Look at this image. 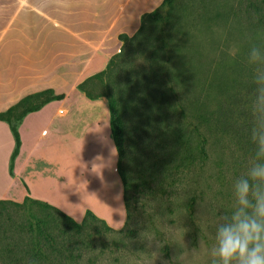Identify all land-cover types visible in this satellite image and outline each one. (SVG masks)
Returning <instances> with one entry per match:
<instances>
[{"label":"rangeland","instance_id":"obj_1","mask_svg":"<svg viewBox=\"0 0 264 264\" xmlns=\"http://www.w3.org/2000/svg\"><path fill=\"white\" fill-rule=\"evenodd\" d=\"M225 1L233 5L229 7L241 9L244 17L219 18L210 29L204 27L195 34L184 29L175 39L181 48V66L180 72L175 67L171 71L184 80L187 99L183 103L189 108L205 102L207 84L214 75L223 87L211 92L217 96L213 105L231 103L229 96L238 89H228V84L241 85L234 80L253 82L256 66L249 64L248 53L254 33L245 16L253 11L249 1L240 5L238 0H177V9L180 15L189 13L185 6L200 13L203 6L214 9ZM156 35L153 32L149 41L141 36L131 45L132 54L126 56L122 69L113 68L111 78L90 84L98 92L116 94L124 115L128 153L123 166L130 178L128 220L124 227L111 231L101 221H90L80 232L67 230L66 249L76 258L64 256L50 264H211L216 227L234 209V182L246 175L254 155H244L230 135L207 130L208 160L184 162L185 149L196 151L193 124L197 120L179 115L173 98L170 106H159L160 92L168 84L163 69L150 56ZM231 49L237 50L235 56L229 55ZM192 198L193 222L189 214ZM32 212L40 218L50 215L56 220L53 224L63 228L58 211L33 207Z\"/></svg>","mask_w":264,"mask_h":264},{"label":"crops","instance_id":"obj_2","mask_svg":"<svg viewBox=\"0 0 264 264\" xmlns=\"http://www.w3.org/2000/svg\"><path fill=\"white\" fill-rule=\"evenodd\" d=\"M164 0H0V113L27 95L63 94L19 122L0 120V199L47 202L82 222L128 220L108 98L79 84L105 70Z\"/></svg>","mask_w":264,"mask_h":264},{"label":"trees","instance_id":"obj_3","mask_svg":"<svg viewBox=\"0 0 264 264\" xmlns=\"http://www.w3.org/2000/svg\"><path fill=\"white\" fill-rule=\"evenodd\" d=\"M245 0H238L241 5ZM253 7V11L247 12V18L251 20L250 26H253L254 41L251 43L264 46V0H246ZM186 4V3H185ZM261 4L263 6H261ZM228 1L223 2L222 5L214 6V9L202 7L200 13H192L189 8V13L180 15L177 9V0H164L163 3L153 12L148 13L143 18L142 27L137 34L131 38L122 36L125 41L122 49L118 54L112 57L107 68L83 81L79 84V89L82 90L89 99H97L101 96L108 98L109 108L111 113V129L114 142L119 153L118 169L124 183L125 201L128 210L129 207V191L130 183L129 177L123 166V160L128 153V135L124 121V115L119 107V98L112 91L98 92L95 90V85H91L96 80H103L112 77L113 68L122 69L126 62V56H131L133 45L141 36V40H150V35L157 32L155 40L152 42V56L153 62L158 67L163 69V74L167 76V88L160 92L158 97L159 106L166 103L170 106L171 98L174 99L175 110L179 115L187 117L192 115L197 123L193 124L195 133L196 151L185 149L183 153L184 162L189 165L197 161L204 163L209 158L207 148L208 137L205 131L228 134L235 141L239 150L247 156L255 154L253 143L251 142V128L253 126V116L251 112V104L255 95V85L248 80H234L241 85L230 87L228 89L237 88V93L229 96L231 103L228 105L211 103L216 100L217 96L211 92L217 88H222V82L219 81L217 75H214L207 84L208 94L205 96L204 103H197L195 107H187L183 102L186 101L187 96L183 87V79L172 74V67H175L180 72L181 59L179 55L181 48L175 39L178 34L185 29L186 33H197L202 28H211V23L219 20L222 17L233 16L237 18L244 17L241 9H235ZM223 7V8H222ZM218 8V9H217ZM214 12V13H213ZM180 16H177V15ZM252 20H255L252 25ZM243 28L242 32H244ZM178 56L175 58L176 54ZM147 68V65L142 68ZM151 67V65H150ZM152 69V68H151ZM171 73V76L169 75ZM157 76V75H156ZM113 79V78H112ZM150 82V79L146 80ZM112 85L115 87L117 82L113 79ZM243 88V90H239ZM63 94H55L53 89H47L41 92H36L22 98L17 104L10 107L7 111L0 113V120L7 121L16 140V146L11 156V166L13 167L15 158L17 157L21 140L18 131L19 122L30 112L39 110L42 106L52 100H62ZM200 98H197L199 101ZM208 100V102H207ZM147 109V108H146ZM153 108H150L152 110ZM178 145H181L179 139L176 140ZM131 199V198H130ZM195 198H192L189 204L190 220L193 222L194 218ZM33 207H40L43 209H53L59 213V223L54 225L56 221L50 215L44 218L36 216L32 210ZM129 217V212H128ZM90 221H101L106 224V230L111 231L112 228L103 220H100L96 215L88 211L85 219L79 223L72 217L63 213L56 207L47 202L33 199L27 196L23 202H16L13 200L0 199V264H44L58 262L61 259L67 258L74 260L76 256L68 249H66V234L67 230H76L80 232L84 226ZM101 230L98 229L99 233Z\"/></svg>","mask_w":264,"mask_h":264},{"label":"clouds","instance_id":"obj_4","mask_svg":"<svg viewBox=\"0 0 264 264\" xmlns=\"http://www.w3.org/2000/svg\"><path fill=\"white\" fill-rule=\"evenodd\" d=\"M248 62L256 66L250 136L255 154L246 175L234 182L235 207L216 227L211 264H264V46L253 44Z\"/></svg>","mask_w":264,"mask_h":264}]
</instances>
